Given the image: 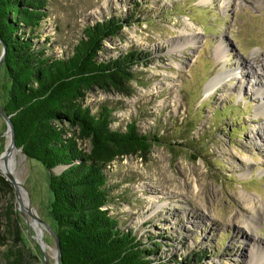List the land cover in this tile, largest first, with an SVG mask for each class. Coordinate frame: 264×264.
<instances>
[{
    "label": "rangeland",
    "instance_id": "obj_1",
    "mask_svg": "<svg viewBox=\"0 0 264 264\" xmlns=\"http://www.w3.org/2000/svg\"><path fill=\"white\" fill-rule=\"evenodd\" d=\"M45 8L34 41L47 53L70 55L86 25L112 16L131 19L102 42L98 58L128 50L146 54L132 67L138 79L126 81L125 92L93 86L84 104L92 112L111 108L112 128L135 121L140 132L160 137L147 152L105 167L108 213L141 247L158 243L148 264H264V219L253 231L228 219L231 211L242 221L264 208V115L258 107L264 93L257 94L264 86V0H47ZM220 73V84L205 93L206 82ZM8 88L1 68V106ZM6 131L0 115V155ZM79 143L89 149L88 140ZM16 150L15 177L51 225L48 171ZM0 176V253L19 219L22 241L36 256L27 264H44L43 255L55 264L52 236L32 224ZM197 252L201 260L193 257Z\"/></svg>",
    "mask_w": 264,
    "mask_h": 264
},
{
    "label": "trees",
    "instance_id": "obj_2",
    "mask_svg": "<svg viewBox=\"0 0 264 264\" xmlns=\"http://www.w3.org/2000/svg\"><path fill=\"white\" fill-rule=\"evenodd\" d=\"M46 2L0 0L3 69L9 82L2 107L10 115L16 147L48 171V212L60 244V264H148L158 243L153 249L141 247L136 234L108 213L105 167L120 156L147 152L160 137L140 132L135 121L112 128L111 108L100 105L92 112L84 104L85 92L93 86L125 90L126 81L138 79L132 67L146 54L128 50L98 58L102 42L131 19L112 16L86 25L70 55L47 53L45 44L34 41L47 15ZM83 140L89 141L87 151L80 146ZM17 220L0 253L5 264L36 258L25 247ZM193 257L204 256L197 252Z\"/></svg>",
    "mask_w": 264,
    "mask_h": 264
},
{
    "label": "bare ground",
    "instance_id": "obj_3",
    "mask_svg": "<svg viewBox=\"0 0 264 264\" xmlns=\"http://www.w3.org/2000/svg\"><path fill=\"white\" fill-rule=\"evenodd\" d=\"M256 69L258 71L259 68H256ZM222 78H223L222 73L214 75L213 77H211L206 82V84L204 85V92L208 93V92L216 89V87L220 84V81ZM259 84H260V82H259ZM261 86L262 85L258 86V88H257V94L258 95L264 93V86H262V87ZM260 100L261 101H259L258 107H259L260 111L262 112V115H264V97H261ZM7 137L9 139L8 133H7ZM9 145H10V140L7 141L6 148ZM16 152H17L16 148H12L8 154H6V155L4 154V156L1 157V159H0V172L3 174H5L6 172H9L18 181V183H19L18 184L19 197L22 200L23 204L26 205V203H28V200H29L28 194H27L26 190L24 189V187L22 186V183L20 182V180H18V178L15 177L16 171H14L13 159H14V155ZM15 158H17V156ZM20 192H21V194H20ZM23 192L26 194V197H27L26 203H24V200H23V197H24ZM228 219L235 220L236 223H242L244 225V227H246L248 230L253 231V229L256 228L257 224L261 220L264 219V208L262 210H257L256 214L252 215V218H247V219L242 220V221L235 211H231ZM32 224L34 226H36L38 223L36 221L32 220ZM258 241H260V239L256 240V242H255L258 245L257 249L263 248V246L259 245L261 242H258ZM262 243L264 244V242H262ZM259 250H261V249H259Z\"/></svg>",
    "mask_w": 264,
    "mask_h": 264
},
{
    "label": "water",
    "instance_id": "obj_4",
    "mask_svg": "<svg viewBox=\"0 0 264 264\" xmlns=\"http://www.w3.org/2000/svg\"><path fill=\"white\" fill-rule=\"evenodd\" d=\"M5 56V45L2 42L1 38H0V70L1 68H3V59ZM0 115L1 117L4 119L6 126H7V131L6 133H8L9 135V140H10V145L3 151V153L0 155V157L4 156V154H8L12 148H16L19 149L21 151L20 148L16 147L15 144V139H14V127L10 118V115H8L3 107L0 105ZM22 152V151H21ZM4 176L6 177V179L8 180V182H10V184L12 185L15 195H16V201L19 204V208L20 209H24V211L27 213V215L33 220L36 221L37 223H39L40 225H42L48 232L49 234L52 236L54 244H55V264H60V244H59V240L58 237L54 231V229L52 228V226L48 223H46L42 218H40L36 212L34 211L30 201L28 200V203L26 205L23 204L22 200L19 197V187H18V181L9 173L6 172L4 174ZM48 177V176H47ZM44 258V264H46V259L43 255Z\"/></svg>",
    "mask_w": 264,
    "mask_h": 264
}]
</instances>
